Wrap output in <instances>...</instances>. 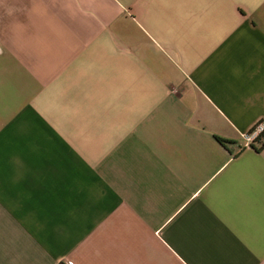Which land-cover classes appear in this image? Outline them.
I'll return each mask as SVG.
<instances>
[{
  "label": "crops",
  "instance_id": "1",
  "mask_svg": "<svg viewBox=\"0 0 264 264\" xmlns=\"http://www.w3.org/2000/svg\"><path fill=\"white\" fill-rule=\"evenodd\" d=\"M262 121L264 0H0V264H264Z\"/></svg>",
  "mask_w": 264,
  "mask_h": 264
},
{
  "label": "built area",
  "instance_id": "2",
  "mask_svg": "<svg viewBox=\"0 0 264 264\" xmlns=\"http://www.w3.org/2000/svg\"><path fill=\"white\" fill-rule=\"evenodd\" d=\"M264 135V122L256 123L248 132L241 134L238 151L252 150L260 147L261 137ZM71 264V263H68Z\"/></svg>",
  "mask_w": 264,
  "mask_h": 264
},
{
  "label": "trees",
  "instance_id": "3",
  "mask_svg": "<svg viewBox=\"0 0 264 264\" xmlns=\"http://www.w3.org/2000/svg\"><path fill=\"white\" fill-rule=\"evenodd\" d=\"M219 143H226V141H224L223 139H220V138H218V137H216L215 138ZM264 148V140H260V147H259V149L261 150V149H263Z\"/></svg>",
  "mask_w": 264,
  "mask_h": 264
}]
</instances>
